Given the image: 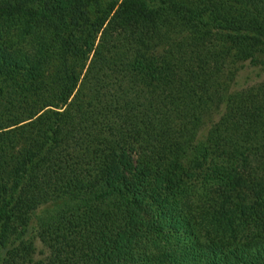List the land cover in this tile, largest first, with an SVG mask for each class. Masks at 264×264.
<instances>
[{
	"label": "trees",
	"instance_id": "16d2710c",
	"mask_svg": "<svg viewBox=\"0 0 264 264\" xmlns=\"http://www.w3.org/2000/svg\"><path fill=\"white\" fill-rule=\"evenodd\" d=\"M0 264H264V0H0Z\"/></svg>",
	"mask_w": 264,
	"mask_h": 264
},
{
	"label": "rangeland",
	"instance_id": "374dc122",
	"mask_svg": "<svg viewBox=\"0 0 264 264\" xmlns=\"http://www.w3.org/2000/svg\"><path fill=\"white\" fill-rule=\"evenodd\" d=\"M253 69H254V71L258 70L257 67H253ZM38 245H39L40 248L42 247L41 244L38 243Z\"/></svg>",
	"mask_w": 264,
	"mask_h": 264
}]
</instances>
